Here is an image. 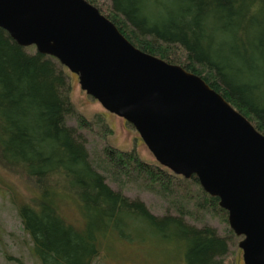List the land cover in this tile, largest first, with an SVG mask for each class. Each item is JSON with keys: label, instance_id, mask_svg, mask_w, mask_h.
<instances>
[{"label": "trees", "instance_id": "16d2710c", "mask_svg": "<svg viewBox=\"0 0 264 264\" xmlns=\"http://www.w3.org/2000/svg\"><path fill=\"white\" fill-rule=\"evenodd\" d=\"M85 1L140 51L200 77L264 136V0ZM66 70L0 28V164L35 191L17 215L39 264H92L107 241L146 235L180 249L184 264H228L225 237L233 232L218 199L195 176L184 179L135 149L111 146L105 121L73 108ZM81 132L103 145L90 155ZM121 178L173 213L151 214L122 193ZM72 206L77 226L63 214ZM204 214L225 225L224 237L187 222Z\"/></svg>", "mask_w": 264, "mask_h": 264}, {"label": "water", "instance_id": "95a60500", "mask_svg": "<svg viewBox=\"0 0 264 264\" xmlns=\"http://www.w3.org/2000/svg\"><path fill=\"white\" fill-rule=\"evenodd\" d=\"M0 28L75 74L160 166L195 176L227 212L243 264H264V136L221 95L134 47L85 0H0Z\"/></svg>", "mask_w": 264, "mask_h": 264}, {"label": "rangeland", "instance_id": "374dc122", "mask_svg": "<svg viewBox=\"0 0 264 264\" xmlns=\"http://www.w3.org/2000/svg\"><path fill=\"white\" fill-rule=\"evenodd\" d=\"M66 75L69 84L68 98L77 113L89 119L104 120L112 130V135L108 138L111 146L123 151L135 149L143 160L150 163L155 162L134 129L128 127L121 118L107 112L97 101L87 96L80 89L75 74L66 70ZM68 125L74 126L73 119L68 120ZM81 134L86 140V148L90 155L103 145L98 136L85 132ZM106 181L112 189L118 190L116 184L110 182L109 176ZM123 181L122 193L131 200L142 202L154 216L160 217L166 215L167 212L173 213L169 210L166 201L144 191L139 184L121 178L120 182ZM33 195H35L33 187L23 176L0 164V264H39L33 251V244L23 230L17 215V207L29 202ZM63 214L76 226L81 221L73 206L66 208ZM187 222L197 227L209 226L223 237L226 232L225 225L209 214L202 215L199 222L189 218ZM146 237V240L139 241L118 239L107 241L92 264H184L181 251L176 250V246L147 235ZM225 238L228 240L227 263L243 264L242 252L238 248L240 238L234 234Z\"/></svg>", "mask_w": 264, "mask_h": 264}]
</instances>
